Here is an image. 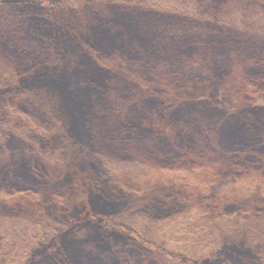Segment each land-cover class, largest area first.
Segmentation results:
<instances>
[{"label": "trees", "instance_id": "obj_1", "mask_svg": "<svg viewBox=\"0 0 264 264\" xmlns=\"http://www.w3.org/2000/svg\"><path fill=\"white\" fill-rule=\"evenodd\" d=\"M150 6L0 0V264H264V0L192 1L176 36Z\"/></svg>", "mask_w": 264, "mask_h": 264}, {"label": "rangeland", "instance_id": "obj_2", "mask_svg": "<svg viewBox=\"0 0 264 264\" xmlns=\"http://www.w3.org/2000/svg\"><path fill=\"white\" fill-rule=\"evenodd\" d=\"M192 1H196V0H144V2H146L152 6V9L149 10L150 20L148 18H146V16H143V17H144V19H148L150 21V23L153 22V25H152L153 28L151 26V28H149V29H151V31L155 32V33H157L160 30V28H158L156 26H158L157 23L161 17H166V16H170L171 18H172V16L175 17L174 24L172 25V21H169L170 25L168 24L167 28L172 30V32L176 36L179 34L180 28L182 26H184L185 23L187 22V16L191 12H194V13L196 12V10H194L191 7ZM79 4H80V1H79ZM185 4H187V5H185ZM125 8L127 11L130 9V7H128V6H126ZM122 10H124L123 7H122ZM173 10H175V11H173ZM72 13L74 14V18H75L76 13H77L76 10ZM168 13H170V14H168ZM84 14H87V10H85ZM94 15H96V14L92 13V16H94ZM151 16L154 18V21H151ZM87 17H89V16H87ZM143 17H141V19ZM96 21L98 23L102 22L100 20H96ZM254 23H255V26H257L256 30L261 31V33L263 35L262 37H260V39H264V17L255 18ZM82 25H83L82 13L79 12V27H81ZM80 29L83 30L82 28H80ZM73 30H75V29H72V31ZM183 30H186V29H183ZM116 37L118 38L116 41H112V42H109L108 45H104L106 51L104 52V50H103V54L100 51L99 55L102 54L104 56V55H108L107 53L111 52V55L106 56V58L108 57L109 60L112 61L111 63H114L115 65H118L120 63H124V65L129 64V63L130 64H136V62L134 63V60H133V58L137 55V53H134V51L136 49L133 48L134 46H131L129 44L127 45V42H125V41H127L128 35H126L124 38H121V36H116ZM113 42H117L118 44L113 45ZM130 43L136 45V43H134L132 41H130ZM127 59H128V61H126ZM226 104H228L229 106H233L232 103H226ZM245 107H251V108H254V109L264 113V92L248 96V98L246 99V102H245ZM6 143H3L0 145L1 149H3L5 147ZM41 147L44 148L45 151H47V152L48 151H54L55 149L59 148V146L56 145L51 140L43 141L41 143ZM14 152L15 151L10 152L5 157V158L9 159L12 156V159L10 160V163H9L10 166L12 167V169H14L16 172H19L24 177H27V174L29 176L30 172L28 169L29 166L27 165V161L23 157L16 158L17 155L16 154L14 155ZM61 153H62V151L60 152V154ZM44 183H46V187L47 186L50 187V190H52V186H54L56 184V182L54 180H50V181L46 180V181H44ZM56 186L58 187L57 190L61 189V183L59 181H57ZM74 186L76 187V185H74ZM62 190L66 191L64 189V187L62 188ZM30 218L31 217H26V220L21 221L22 226H20V227H22L26 230V236L30 237L33 235V236L44 237L48 231V227L46 226L45 222L38 221L37 220L38 217L36 218L35 221L31 220ZM60 219L61 220L63 219V217L61 215H60ZM25 223H28L27 228L24 227V225H23ZM14 226H16V225H14ZM4 241H5V238L3 236H0V246L4 244Z\"/></svg>", "mask_w": 264, "mask_h": 264}]
</instances>
